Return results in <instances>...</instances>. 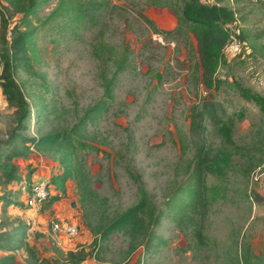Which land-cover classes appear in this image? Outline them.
<instances>
[{
    "label": "rangeland",
    "instance_id": "374dc122",
    "mask_svg": "<svg viewBox=\"0 0 264 264\" xmlns=\"http://www.w3.org/2000/svg\"><path fill=\"white\" fill-rule=\"evenodd\" d=\"M0 2L10 40L23 14L14 12L9 1ZM59 2L49 0L32 16L38 29L26 52L28 65L15 72L33 113L29 134L71 128L87 108L106 98L107 109L87 127L88 140L99 149L78 152L86 171L84 189L74 178L66 181V192L50 183V196L60 199L48 209L43 206L50 196L40 207L26 204L28 184L14 182L6 190L0 185V196L18 200L4 209L0 199V235L19 231L9 246L22 244L0 249V258L13 256L7 264L44 259L66 264L67 252L84 248L93 252L84 264H264V113L236 86L264 95V0L225 1L238 17L229 28L246 38L237 55L221 61L214 75L222 81L217 90L195 85L184 37L168 38L144 20L143 15L149 17L160 31L173 29L179 17L171 8L113 0L94 22L78 26L62 15L47 21ZM101 32L120 50H131L111 98L104 96L100 72L112 75L115 65L93 55ZM14 111L1 89L0 136L14 125ZM219 120L232 126L234 144L222 137ZM222 151L229 154V166L220 174L207 172L206 164ZM58 156L40 153L32 164L39 168L49 160L50 181L63 172ZM28 157L14 162L29 182L34 169ZM195 175L199 192L194 200L187 190ZM141 186L148 193L141 214L145 228L118 229L103 238L118 215L140 202ZM215 186L220 189L216 199ZM174 196L176 204L170 203ZM159 214L160 221L153 222ZM57 221L76 224L79 233H55Z\"/></svg>",
    "mask_w": 264,
    "mask_h": 264
},
{
    "label": "trees",
    "instance_id": "16d2710c",
    "mask_svg": "<svg viewBox=\"0 0 264 264\" xmlns=\"http://www.w3.org/2000/svg\"><path fill=\"white\" fill-rule=\"evenodd\" d=\"M1 1V0H0ZM14 7V12L22 13L23 16L11 30L12 37L9 40V23L6 13L2 10L0 2V44H3L1 51L2 71L0 74V86L10 106L15 107L14 125L7 132L6 136H0V185L2 189L14 182H21L19 166L14 162L15 158H27L30 153L36 151L44 156L57 159L63 166V172L55 175L49 181L55 189L66 192L65 183L69 179H78V185L84 189L86 181L85 165L78 152L82 150H98L99 148L88 140L87 127L89 122H94L107 109L106 98H102L94 105L87 108L79 121L71 128H64L40 136L29 134L33 113L25 92L15 78V72L20 65H28L27 50L32 49L33 37L37 32V27L33 26L32 16L38 8L49 0H7ZM113 0H60L57 7L48 16L47 21L57 18L59 15L70 19L78 26L86 21L94 22L98 17L110 7ZM226 0H146L151 6L160 8H171L179 17L177 25L170 30L160 31L153 21L143 15L144 20L157 32L165 34L168 38L179 40L184 37L185 46L190 53L192 61V73L195 85H203L207 89H219L222 81L214 77L221 61L226 58L223 49L232 37L230 24L237 21V12L227 4ZM2 7V9H1ZM241 40L246 36L242 33L236 34ZM191 39L196 41L194 44ZM130 47L124 46L122 50L109 43L103 32L100 33L93 46V55L100 60H112L115 70L110 75L106 71H101L100 76L104 88V96L111 98L118 73L124 71L130 60ZM237 89L243 98L253 101L264 113V95L254 92L251 88L244 87L236 83ZM46 117V116H45ZM219 132L228 144H234L232 137V126L225 121L219 120ZM57 153V155L55 154ZM231 162L229 154L224 151L218 154L211 164H206V171L219 174L223 167L229 166ZM30 171L28 178L32 175ZM198 182H189L188 193L192 199H196L199 190L193 186ZM31 190V183H25ZM216 199L220 191L219 187H214ZM142 197L137 205H134L120 215H118L102 232L103 238L108 237L118 229H136L137 226L145 228V217L141 214L148 207V193L141 186ZM12 194V192H10ZM9 193V194H10ZM14 195V193H13ZM4 201L3 208L6 209L13 203H18L7 194L0 196ZM50 200L43 206L48 209L53 203L60 199V195L50 196ZM181 198H179V201ZM170 203H178V197L174 196ZM161 215L153 220L158 223ZM150 222V221H148ZM2 223V222H1ZM150 225V223L148 224ZM24 228V227H23ZM21 229L16 228L14 231ZM146 229L145 231H147ZM25 230L22 232L25 235ZM19 235L17 232H4L0 235V249H19L21 245L9 246L10 242H15ZM21 235V234H20ZM23 243V241H22ZM97 243V241H95ZM18 247V248H17ZM7 248V249H8ZM27 250L34 255L29 244ZM93 255L91 250L79 249L69 251L66 254V264H84ZM13 256L0 258V264H7V260ZM250 262V261H248ZM40 264H56L44 259Z\"/></svg>",
    "mask_w": 264,
    "mask_h": 264
},
{
    "label": "built area",
    "instance_id": "2783aa9c",
    "mask_svg": "<svg viewBox=\"0 0 264 264\" xmlns=\"http://www.w3.org/2000/svg\"><path fill=\"white\" fill-rule=\"evenodd\" d=\"M243 45H245L244 41H242L236 34L233 33L231 39L223 49L224 57H232L234 55H237L241 51ZM0 71H2L1 63ZM49 186L50 182L47 178L42 180L41 182L33 184L31 186L30 196L26 201V204L32 208L40 207L41 205H43L50 196V192L48 189ZM53 231L55 233L63 232L70 237H75L79 233V227L71 222L57 221L53 223Z\"/></svg>",
    "mask_w": 264,
    "mask_h": 264
},
{
    "label": "crops",
    "instance_id": "0c3cea01",
    "mask_svg": "<svg viewBox=\"0 0 264 264\" xmlns=\"http://www.w3.org/2000/svg\"><path fill=\"white\" fill-rule=\"evenodd\" d=\"M1 89L2 88H0V90ZM34 152H36V151H34ZM34 152L30 153L29 157H28L29 159H27V161H28L27 165H32L31 168L34 169L32 175L30 176V181H29V183H31V186L35 183L41 182L43 179H46L50 176V171L46 166V163H50V161L49 160H47V161L43 160L44 163L41 166H39V168H36V167H38V165L36 163L35 164H32V163L38 159L40 160V157H39L40 153L37 154L38 152H36V154H35ZM21 182L22 183H28L27 177L22 179Z\"/></svg>",
    "mask_w": 264,
    "mask_h": 264
},
{
    "label": "water",
    "instance_id": "95a60500",
    "mask_svg": "<svg viewBox=\"0 0 264 264\" xmlns=\"http://www.w3.org/2000/svg\"><path fill=\"white\" fill-rule=\"evenodd\" d=\"M76 205V202H72V206H75Z\"/></svg>",
    "mask_w": 264,
    "mask_h": 264
}]
</instances>
